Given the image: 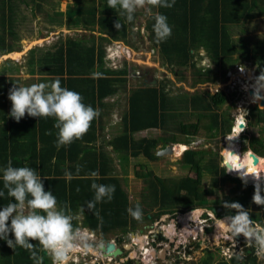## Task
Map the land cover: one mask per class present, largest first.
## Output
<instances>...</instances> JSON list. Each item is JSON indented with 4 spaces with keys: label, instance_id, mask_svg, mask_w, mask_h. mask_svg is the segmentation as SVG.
<instances>
[{
    "label": "trees",
    "instance_id": "trees-1",
    "mask_svg": "<svg viewBox=\"0 0 264 264\" xmlns=\"http://www.w3.org/2000/svg\"><path fill=\"white\" fill-rule=\"evenodd\" d=\"M6 1L8 7H6ZM84 1L77 0L79 4ZM86 1H89L91 5L89 7L80 5L79 10L75 12L77 14H74L76 29L80 24L87 26V29L91 31H95L93 29L97 28L100 38L103 40L122 41L129 47H136L138 38L147 34L151 47L158 50L161 62L167 64L170 69L177 66L198 70L197 61L201 59V50L207 54L210 62L222 68L227 74L233 67L238 66L243 58L254 59L255 63L264 67V46L261 45V47L259 44L252 49L244 47L241 49L242 54L240 52V56H236L240 50L233 45L229 32L230 27L247 24L252 19L253 12L260 6H264V0H175L174 6L171 8H155L157 12L167 16L168 23L172 28L171 36L162 42L157 41L153 31L155 15L142 24L144 30L147 31L145 34L144 31L137 29L139 18H146L143 13L136 12L134 20L128 22L126 19L120 20L121 9L108 7L107 0H104L101 10L95 6V0ZM29 2L34 4L36 11L39 12L41 4L48 1L0 0L1 53L13 50V44L19 37L16 21L18 11L21 3L28 5ZM22 19L24 20V17H21ZM114 22H121L123 27L117 31ZM105 49L101 42L98 44L95 40L87 42L80 38L66 37L39 55L37 59L39 72L48 75L50 81L59 78L62 86L79 92L83 96L84 102L97 109L100 115L92 122L89 131L82 139L58 149L56 147L57 129L54 128L53 118L31 117L25 114L17 122L9 114L7 118L6 112L1 110L0 188H2L3 168L8 160L13 162V166L36 168L41 174L45 190L52 191L61 204L66 202L69 205L76 217L75 226L78 221H82L84 227L96 230L102 235L116 232L125 233L136 227L137 222L150 220L153 217V206L160 207L158 213L160 216L169 212L174 213L195 208L196 202L206 205L209 193L221 189L224 184L231 181L235 185L230 189V203L238 202L248 212L250 209L253 211L264 210V205H256L252 202L255 190L252 185L227 174L225 162V167H223L218 161L221 159L220 154L212 157L203 166L202 162L205 159L206 151L194 148L183 152L182 162L196 168L198 175L195 179L188 177L166 179L153 176L152 173L142 174L138 171V177L148 183V190L142 193L141 201L130 202L124 179L117 173L112 152L125 157L144 156L149 161H155L160 158L157 155L160 141H166L167 144H187V136L202 134L215 139L219 135L230 134V138L234 137L235 130L232 133V128L235 119L230 117L229 111L223 110L229 101V95L224 90H219L216 93L204 90L195 94L173 95L167 82L157 78L154 81L147 80L148 72L138 73L136 69L128 70L127 67L120 70L105 68V56L107 55ZM128 65L132 64L128 63ZM203 70L206 73L202 72ZM97 72L102 74V78H93ZM210 72V69H200L199 74L207 75ZM129 75L131 78L127 77ZM5 80L7 78L0 75V98L4 95L2 88ZM130 80H141L142 85L128 88ZM13 86L12 83L9 90ZM112 97L117 98L111 109L104 100ZM122 97L125 100H122ZM119 103L123 109L122 134L108 142L104 140L99 142V136L104 134L106 117L110 116V110L115 109L116 104L120 106ZM241 121L245 123L244 116L239 119L240 123ZM255 127H259L258 133L264 135V108L261 109L256 105L249 109L247 117L249 132ZM147 129H168L167 134L169 135L165 138L146 137L138 141L133 140L130 136L134 132ZM49 132L51 134H48ZM240 138L241 135L232 138V149L238 141H241ZM247 138L248 135L244 139L248 140ZM248 143L252 147L254 146L259 161L255 164L246 155L252 151L249 145L244 146L248 147L249 151L242 154V161L259 173H264V143L254 134ZM234 150L237 153L241 152L239 147ZM223 160H225V156ZM234 162L238 161L232 163ZM78 165L81 168L80 178L73 179L71 182L66 181L64 179L65 170L75 174ZM204 170L213 175L210 186H204L202 183ZM92 171L99 172L100 179L96 181L97 183L115 186L112 200L99 203L96 206L102 222L93 214L95 210L89 211L86 207V202L93 198L94 191L90 187L92 180L83 177ZM45 176L53 178L47 179ZM77 188L79 191H76ZM9 202H11V198H0V207ZM182 202H185L187 206L182 207ZM137 204L140 205L143 212L142 218L139 220L134 219L127 211L129 208H135ZM214 211L216 212L217 209ZM251 217L264 226V215H260V212H252ZM213 232H217V230L214 229L211 233ZM8 238L13 239L11 233ZM31 242L36 243L35 241ZM0 253L5 256L4 264H34L27 250L19 246L14 250L3 239H0ZM40 254L44 256V259L47 258L46 253L41 252ZM47 262L44 260V264ZM233 263L237 264L235 260ZM204 264H209V261H205ZM221 264L227 263L222 262ZM243 264L258 263L256 259H253L251 262L246 261Z\"/></svg>",
    "mask_w": 264,
    "mask_h": 264
},
{
    "label": "rangeland",
    "instance_id": "rangeland-1",
    "mask_svg": "<svg viewBox=\"0 0 264 264\" xmlns=\"http://www.w3.org/2000/svg\"><path fill=\"white\" fill-rule=\"evenodd\" d=\"M47 1L41 4L39 12L36 11L34 4L31 2L28 5L21 3L16 20L19 37L14 42L12 51L0 52V75L5 74L4 76H7V79L10 78L11 81L19 79L20 77L31 78L32 74L38 73L35 65H37L39 55L45 52V50L50 49L59 40L65 39L66 37L80 38L87 42L95 40L98 44L101 42L106 48L105 68L120 70L127 67L128 70L132 68L136 69L138 73L141 71L148 72L147 80L154 81L157 78L167 82L168 88L173 95H182L184 93L195 94L196 92L204 90L216 93L219 90H224L229 95V101L225 104L223 110L229 111L230 117H233L235 121L236 117L240 119L244 116L246 118V128L242 132L241 141L250 142V137L254 134L264 143V135L258 133L259 127H255L251 132L247 128L249 109L255 107V105L263 109V106L260 105V100L253 102L252 99V85L255 82V77L259 76L261 71H264V67L255 63L254 59H241L238 65L240 70L235 72V66L228 74L222 68L210 62L208 57L202 61L201 59L197 61L198 70L196 71L190 67L176 66L170 69L167 64L161 62L158 50L151 47L150 40L146 34L147 31L144 30V25H142L145 24L150 16H154L157 13L155 8L146 5L144 8H138L136 10V12L143 13V16H146V18L141 17L137 21V29L144 31L146 36H140L138 38L139 41L137 42L136 48L129 47L122 41L113 40L110 42L103 40L100 38V33L97 28L93 29L95 31H91L87 29V26L80 24L79 28L76 29L74 27L76 21L74 14H77L75 12L79 10L78 7L80 5L89 7L91 5L89 1L85 0L81 4L77 0ZM103 5L104 0H95V6L98 10H101ZM49 16L51 20H49ZM21 17H24V20H21ZM229 32L233 38V45L240 50L236 56H240V52L242 54L241 49L244 47L252 49L259 44L260 46H264V6H260L253 12L252 19L247 24L239 27H230ZM134 38L133 41L135 40ZM13 51L20 53L18 56H12L11 52ZM201 52L204 53L203 51ZM30 61L33 63L31 64ZM128 63L132 65L129 66ZM211 63L212 67L209 68ZM208 68L211 70L209 74H199L200 69L207 70ZM202 72H205V70ZM242 72L243 74H241ZM127 77L131 78L130 75ZM141 85V80H130L128 88ZM261 94L264 95V90H262ZM122 100H125L124 97H122ZM3 109L9 111L11 105L0 102V111ZM122 110L118 106L111 116L110 123L105 129L107 141L112 139L113 136L122 133ZM167 132L168 129L146 130L143 133H136L135 138H165L169 135ZM229 135H219L216 139L208 138L205 134L191 137L187 136L186 143H189L187 145L188 148L206 151L205 159L202 162L203 166L212 157L220 154L221 159L218 160L220 165L223 166L225 162L226 167L230 171L232 170L231 163L233 161H242V154L249 151L247 150L248 147H244L248 146L249 143L245 144L243 142L236 144L234 148L239 147L241 151L237 153L234 148L232 149L226 146V142L230 138ZM246 135H248V140L244 139ZM159 143L158 149H164L167 145L166 141H160ZM176 145L173 144L174 147ZM249 146L252 151H256L254 146ZM230 150L239 154L238 158L231 155ZM112 156L117 173L124 179L125 189L129 194L130 202L141 201L142 193L148 190V183L143 178L138 177V171L142 172V174L152 173L153 176L166 179H182L187 177L195 179L198 175L195 167L182 162L183 153L178 157L176 150L173 154L161 156L155 161H149L144 156L136 158L125 157L124 155H118L113 152ZM224 156L225 160H223ZM251 170L255 173L253 171L254 169ZM229 171L227 174L242 180V178L231 174L233 171H230L231 173ZM236 173L240 175L238 172ZM202 176L203 185L210 186L213 175L204 170ZM246 178H249L253 184H256V181L250 176ZM253 184L251 185L255 189ZM234 185L235 183L233 181L227 182L221 189H217L215 192L208 194V202L206 205H201L199 202H196L195 208H190L187 211L169 212L158 216L160 207L153 206V217L150 220L137 222L136 227L125 233L116 232L100 235L99 233L81 228L79 231L90 238L93 253L91 250L88 251L89 254L86 256H83L79 252L72 253L70 254L68 264H121L126 262L128 264H144V261L148 264H204L205 261H209V264H221L222 262L235 264L233 263L234 259L230 260L229 257L234 251L239 250L246 254L243 263L256 259L258 264H264V255H258L254 245L251 248L248 247L242 235L236 237V246L234 248L233 242L218 237V234L215 232L211 233L214 229L218 230L219 227L216 225L217 221H220V219L230 215L232 212L226 209L223 204L224 202H229L231 198L230 189ZM181 206L186 207L187 204L182 202ZM216 209L217 211L215 212L214 210ZM212 210L217 217L215 219L213 218ZM252 212H260V215H264V210L253 211L250 209L249 213L252 214ZM223 227L224 230L221 231L225 232V226L222 225ZM184 228H188V231H184ZM176 231L181 232V234H177ZM117 234L119 238H115ZM110 235L116 241L114 240L108 244L101 243L102 240L108 239ZM92 238L94 240L93 242H91ZM110 244L114 245V248L110 250L113 251L112 253L108 248ZM117 250H121V253L118 255L115 254ZM98 252H100V255H94ZM146 253L147 255L151 253L152 256L155 255L158 259H151V257H147ZM4 258L5 256L0 253V264H4ZM44 260L48 261L47 264H53L49 254H47V258Z\"/></svg>",
    "mask_w": 264,
    "mask_h": 264
},
{
    "label": "clouds",
    "instance_id": "clouds-1",
    "mask_svg": "<svg viewBox=\"0 0 264 264\" xmlns=\"http://www.w3.org/2000/svg\"><path fill=\"white\" fill-rule=\"evenodd\" d=\"M174 3L175 0H107L108 7L121 9L120 20L126 19L128 22L134 20L138 8H144L147 5L151 8L168 9L173 7ZM114 27L119 31L123 24L114 22ZM153 31L159 42L171 36L172 28L165 14L160 12L155 14ZM211 67L212 63L209 68ZM235 69L239 70V66ZM93 78H102V74L97 72ZM252 88L253 102L264 99V95L261 94L264 90V71L255 77ZM8 99L11 101L9 115L17 122L25 114L31 117L53 118L54 128L57 129L56 147L58 149L82 139L89 131L92 122L100 115L97 109L84 102L79 92L62 86L59 78L27 86L14 84L9 90ZM236 124L237 117L232 133ZM244 124L246 126V121L245 123L241 121V124L237 126L238 130L234 137H238L244 131L246 128ZM184 145L187 146L189 143ZM189 148L187 147L186 150ZM230 154L237 158L239 155L231 150ZM80 171L79 165L75 174L65 170L64 179L71 182L73 179L80 178ZM230 171H237L241 177L245 178L251 176L256 181V184H253L255 190L252 202L256 205H264V195H262L264 187L261 186L264 177H261L259 173H248L243 166ZM45 178L53 177L45 176ZM83 178L92 180L90 187L94 191V196L86 202V207L89 211L95 210L93 214L102 222L96 206L112 200L115 186L97 183L96 181L100 179L98 171H92ZM76 191H79V188ZM5 197L11 198V202L0 207V239L6 240L8 246L14 250L17 246L27 250L34 264H44V256L40 254L41 252L49 254L53 264H68L72 253L79 252L86 256L89 254L88 251L92 252L90 238L75 226L76 217L69 205L66 202L61 204L52 191L45 190L41 174L36 168L13 166V162L8 160L3 168L2 188H0V198ZM223 206L232 211L231 215L223 219L218 218L226 229L222 233L223 238L233 242L235 248L236 237L242 235L248 247L251 248L254 245L257 254L264 255V226L255 222L248 210L238 202H224ZM127 211L134 219L142 218L143 212L139 204ZM212 215L214 219L217 218L213 210ZM9 233L12 234L13 239L8 238ZM245 256V252L239 250L234 251L229 259H234L237 264H243ZM147 257L153 259L151 253ZM144 264L148 263L144 261Z\"/></svg>",
    "mask_w": 264,
    "mask_h": 264
},
{
    "label": "crops",
    "instance_id": "crops-1",
    "mask_svg": "<svg viewBox=\"0 0 264 264\" xmlns=\"http://www.w3.org/2000/svg\"><path fill=\"white\" fill-rule=\"evenodd\" d=\"M6 7H8L9 5H8V2L6 1ZM233 27H236V26H233ZM239 27V26H238ZM232 42H233V38H232ZM201 51H203V50H201ZM204 52V51H203ZM205 53V52H204ZM204 53H202L201 52V61L202 60H204V59H206L207 58V55H206V53L204 54ZM206 55V56H205ZM16 59V58H15ZM22 59H24V57H22ZM210 59V58H209ZM30 63L32 64L33 62L32 61H30ZM34 65V64H33ZM36 67H37V72L38 73H35V74H32L31 76V78H26V77H20L19 79H16V80H13V81H11L10 80V78H8L7 80H5V82H3L4 83V85H3V93H4V95H3V97H1L0 98V102H2V103H6L7 105H11V101L8 99V94H9V87L11 86V84L13 83V84H16V85H18V86H27V85H31V84H34V83H41V82H50V79H49V76L48 75H46V74H43V73H41V72H39V70H38V66L37 65H35ZM234 71H235V69H234ZM32 72H34V71H32ZM5 75V74H4ZM6 78H7V76H5ZM30 82H32L31 84H29ZM115 97H112V98H107L106 100H104V102H106L107 103V105H108V107L109 108H111L112 106H113V104H114V102H115V100L116 99H114ZM120 104V103H119ZM118 107V104H116V106L114 107L115 109ZM119 107H121L122 108V106H121V104H120V106ZM112 109V108H111ZM115 109H113L112 111L110 110V116H108V117H106V121L107 122H105V125H104V129H106L107 128V126L109 125V123H110V119H111V116H112V114L114 113V111H115ZM5 112H6V117L8 118V114H9V111L11 110H5V109H3ZM97 124H100V123H97ZM98 126H100V125H98ZM148 130H153V129H147V131ZM143 131H146V130H142V131H137V132H134L132 135H130L131 136V138L133 139V140H135V141H138V140H141V139H144V138H146V137H143V138H141V139H136L135 137H136V133H143ZM121 132H123V130L121 131ZM104 134V136H105V130H104V132H103ZM122 133H120L119 135H121ZM98 135H99V132H98ZM103 135H100L99 136V142L100 141H102V140H104L105 142H108L107 141V139H106V136L104 137ZM119 135H117V136H119ZM114 137H116V136H113V138L112 139H114ZM112 139H110V140H112ZM109 140V141H110ZM163 142V141H162ZM173 144H178V145H182L181 143H168L167 145H173ZM98 145H100L99 143H98ZM166 145V146H167ZM163 146V145H162ZM158 150H160V149H158L157 148V151ZM185 151V150H184ZM183 153V152H182ZM182 153L180 154V155H178V157H180L181 155H182ZM69 154V153H68ZM78 229H81V228H85V229H88V230H90V231H93V232H95V233H97V231L96 230H93V229H90V228H87V227H84L83 225H82V221H78L77 222V226H76ZM121 233V232H120ZM99 234H100V232H99ZM101 235V234H100ZM152 258L154 259V260H156V259H158V257L157 256H152Z\"/></svg>",
    "mask_w": 264,
    "mask_h": 264
},
{
    "label": "water",
    "instance_id": "water-1",
    "mask_svg": "<svg viewBox=\"0 0 264 264\" xmlns=\"http://www.w3.org/2000/svg\"><path fill=\"white\" fill-rule=\"evenodd\" d=\"M239 71L238 69H235V72ZM261 106H263L264 108V99H262L261 101ZM245 126V124H244ZM180 146V145H179ZM178 146V147H179ZM176 150V146L174 147L173 145H167L166 147H164V149H160L157 151V155L159 157L161 156H164V155H171L174 153V151ZM246 153V152H245ZM250 159H252L254 161L255 164L258 163L259 161V157L258 155L254 152V151H251L250 153H247L246 154ZM244 165V162L243 161H240L237 163V165L235 166L236 169L242 167ZM260 176L261 177H264V173H260ZM243 180V179H242ZM247 184L251 185L252 184V181L251 180H244ZM109 251L112 250L114 248V245L113 244H110L109 245ZM121 253V250H117L115 251V254L118 255Z\"/></svg>",
    "mask_w": 264,
    "mask_h": 264
},
{
    "label": "bare ground",
    "instance_id": "bare-ground-1",
    "mask_svg": "<svg viewBox=\"0 0 264 264\" xmlns=\"http://www.w3.org/2000/svg\"><path fill=\"white\" fill-rule=\"evenodd\" d=\"M37 40V39H36ZM30 41H32V40H30ZM24 50V49H23ZM19 53L20 52H18V51H13V52H11V55L12 56H18L19 55ZM11 57V56H10ZM241 74H243V72L241 73ZM248 91V90H247ZM242 118V117H241ZM240 118V119H241ZM241 123L239 122V118L237 117V124L235 125V133H234V135H236V133H237V126L238 125H240ZM240 135H242V132L239 134V136ZM243 142H245V144H248V142L247 141H238L236 144H240V143H243ZM233 144V140L231 139V140H229L228 139V141L226 142V146L227 147H231V145ZM179 145H177L176 146V154H177V156L178 155H180L184 150H186L187 149V146L186 145H184V144H182V145H180L179 147H178ZM237 164H236V162H234V163H231V166H236ZM254 169L253 167H251V166H249V165H247L246 163L243 165V168H246V170H247V172L248 173H253L252 172V170L250 169ZM241 168V167H240ZM240 168H238V169H240ZM255 173H259L257 170H253ZM260 174V173H259ZM251 177V176H250ZM252 178V177H251ZM253 179V178H252ZM246 180H250L249 178H247ZM253 184V183H252ZM255 185V184H254ZM262 185H264V181H261V186ZM187 226V225H186ZM220 228V227H219ZM218 228V229H219ZM176 233H177V231H176ZM218 237H220V238H223V236H222V233H220L219 235H218ZM111 253L113 252V251H110ZM98 255H100V252H98L97 253Z\"/></svg>",
    "mask_w": 264,
    "mask_h": 264
},
{
    "label": "flooded vegetation",
    "instance_id": "flooded-vegetation-1",
    "mask_svg": "<svg viewBox=\"0 0 264 264\" xmlns=\"http://www.w3.org/2000/svg\"><path fill=\"white\" fill-rule=\"evenodd\" d=\"M232 167V170H237L236 168H235V166H231ZM229 170V169H228ZM230 172V171H229ZM237 171H233L232 172V174H234L235 176H238V177H240V178H242L243 180H246L247 178H245V177H241L240 175H238L237 173H236ZM231 173V172H230ZM263 187H264V185H263ZM217 223H218V225H217V227H220L218 230H217V232H215L216 234H220V233H224V231H221V230H224V227L222 228V223H221V221H217ZM184 227H185V224H184ZM187 227V226H186ZM188 229V228H187ZM186 228H184V231H188ZM181 234V232H179V231H177V234ZM119 238V235L117 234V235H115V238ZM116 241V239H114L113 238V236L112 235H110V237L108 238V239H105V240H102L101 241V243H103L104 242V244H108L109 242L111 243V242H113V241ZM195 240V239H194ZM94 240H93V238L91 239V242H93ZM76 253H78V252H76ZM155 256V255H154ZM127 263V262H126ZM126 263H121V264H126Z\"/></svg>",
    "mask_w": 264,
    "mask_h": 264
},
{
    "label": "built area",
    "instance_id": "built-area-1",
    "mask_svg": "<svg viewBox=\"0 0 264 264\" xmlns=\"http://www.w3.org/2000/svg\"><path fill=\"white\" fill-rule=\"evenodd\" d=\"M239 70H240V68H239Z\"/></svg>",
    "mask_w": 264,
    "mask_h": 264
}]
</instances>
